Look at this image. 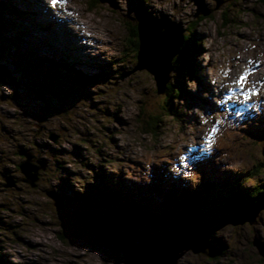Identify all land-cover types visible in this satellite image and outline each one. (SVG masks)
I'll use <instances>...</instances> for the list:
<instances>
[{
    "label": "rangeland",
    "instance_id": "rangeland-1",
    "mask_svg": "<svg viewBox=\"0 0 264 264\" xmlns=\"http://www.w3.org/2000/svg\"><path fill=\"white\" fill-rule=\"evenodd\" d=\"M61 4L85 37L44 4L0 0V68L8 72L0 83V264H128L114 245L181 225L206 230L213 251H185L176 264H264L252 244L264 243V206L251 224L227 222L230 196L246 200L264 182V0ZM141 17L181 29L188 75L172 66L167 83L181 92L168 112L153 75L134 68L129 28ZM247 68L241 88L233 81ZM199 98L207 99L201 112ZM24 154L45 162L34 186L18 168ZM102 187L117 190L116 199L102 197ZM186 198L197 199L198 215ZM110 231L125 237L112 243Z\"/></svg>",
    "mask_w": 264,
    "mask_h": 264
},
{
    "label": "water",
    "instance_id": "water-1",
    "mask_svg": "<svg viewBox=\"0 0 264 264\" xmlns=\"http://www.w3.org/2000/svg\"><path fill=\"white\" fill-rule=\"evenodd\" d=\"M197 5L200 6V4ZM199 11H202L200 7L197 9V12ZM165 21V19L141 17L136 22L138 38L136 57L138 65L134 68L146 69L151 73L156 82L157 92L159 93L163 92L168 81V74L172 69L171 62L176 53H178L180 45L181 29L172 22L162 25ZM162 27L164 30H161ZM169 44L173 47L171 48ZM151 48L152 51L149 52ZM7 75L8 72L1 67L0 83H5V76ZM24 155L25 160L19 163L18 168L24 176L23 181L29 183L30 186H34L38 170L44 169L45 162L43 160H36V164H34L30 162V160H33L30 155ZM31 171H33L32 174ZM13 184V178H5V187L12 186ZM45 193L53 200V205L60 206V196L54 190H47ZM263 206L264 202L260 201L243 205L238 209L232 210L227 222L236 224L247 221L251 224L256 216V211L260 210ZM235 217L237 218L235 219ZM183 227L180 226L174 232H165L153 239L143 238L138 244H128L127 246L125 243L114 246L126 254L128 264H176L178 258L188 250L194 253L201 252L210 256L213 251V245L207 238V232L204 229L193 230L188 228L189 230H184ZM124 237L113 234L110 241L114 243L117 241V238ZM252 244L257 248L259 255L264 257V243H260L254 239Z\"/></svg>",
    "mask_w": 264,
    "mask_h": 264
},
{
    "label": "trees",
    "instance_id": "trees-1",
    "mask_svg": "<svg viewBox=\"0 0 264 264\" xmlns=\"http://www.w3.org/2000/svg\"><path fill=\"white\" fill-rule=\"evenodd\" d=\"M129 29H130V35H132L133 37H136L134 39L135 42H133V50H135L137 52L138 51V38H137V28H136V24L132 25ZM7 40H9V39H7ZM183 40H186L187 41L186 34H185ZM10 42L15 44L16 41L15 40H10ZM184 47H185V44L180 45V47H179V53L173 58V60H172L171 63H172L173 68L177 69V72L178 73L183 72V71H186V74L188 75V70H186V68H185V65H184L185 64V61H184L183 55L181 54V52H183V50H184ZM136 55H137V53H136ZM136 55H135V57H136ZM178 64H179V67H177ZM76 78H77V80H79L81 82H85V81H88V80L92 79V77H89L87 75H77ZM163 92H164L165 96H163V105H164L163 107L164 108H162V109H165V107L168 106L170 104V102L173 101L174 97H176V98L179 97V93L181 92V90H180V88L175 87L174 85H172L170 83H166ZM156 93L157 94H162V93L157 92V86H156ZM150 118L151 119H153V118H156L157 119V117H155V116H150ZM253 173H254L253 176H256L257 175L256 172H253ZM202 181H203V179H202ZM203 185H204L205 191H206L205 192V195L207 196V195H209L208 194V191H209L210 188L208 186H206V183L205 182H204ZM196 186L197 187L199 186V181H197ZM196 189L197 188H195V190ZM116 191L114 189H107V188H104V187L100 188V192H104L105 193V196L104 195L102 196V197H105V198H113V199H116V194H119ZM230 199H231L232 203L230 204L229 208L232 207L234 209L235 208H238V207H241V205H243V204L254 203L255 201H257V202L258 201L264 202V182H262V184H256L253 187V191L252 192H249L247 194L246 200H245V197L244 198H241V197L234 196V195L233 196H230ZM185 200L188 201V205L185 204V207L189 210V213L190 214H194V215H196V214L198 215L199 214L198 213V210L195 209V203H196V200L197 199L196 198H193V201H190V198L189 199L186 198ZM177 206L180 207V205H177ZM182 206H184V205H182ZM132 209L134 210L133 213L134 212L135 213H139L140 212L138 210H135L134 207H132ZM234 209H232V210H234ZM139 214H141V213H139ZM159 218H162V217L159 216ZM154 220L158 221V218L157 219L155 218ZM196 227H198V226H195V228ZM198 228H201V227H198Z\"/></svg>",
    "mask_w": 264,
    "mask_h": 264
},
{
    "label": "bare ground",
    "instance_id": "bare-ground-1",
    "mask_svg": "<svg viewBox=\"0 0 264 264\" xmlns=\"http://www.w3.org/2000/svg\"><path fill=\"white\" fill-rule=\"evenodd\" d=\"M32 2V1H31ZM39 2V3H38ZM47 2V3H46ZM33 3L34 4H41V5H45V7H46V9H47V11L50 13V14H52L53 13V11H56V13H55V15H53L52 14V16L53 17H57V18H60L61 19V21H62V23L63 24H66V25H68L67 24V22L69 23V22H71V23H69V26L72 28H74V30L75 31H77V32H79L82 36H83V33H87L88 31H84V29H82V26H85L84 24H82L78 19H77V17H74V16H69V13L67 12V10L69 9V7H66V8H62L61 7V3H57V4H53L52 2H51V0H47V1H45L44 3H40V0H35V2H34V0H33ZM43 5V6H44ZM36 7V6H35ZM68 8V9H67ZM66 10V11H65ZM73 10V9H72ZM31 11V10H30ZM71 13V12H70ZM63 26V25H62ZM68 26V27H69ZM27 29V28H26ZM58 30V29H57ZM65 32V31H64ZM83 37H85V35L83 36ZM101 40V39H100ZM181 41V40H180ZM51 45V44H50ZM99 52V51H98ZM136 60H137V65H138V59H137V57H136ZM233 68V67H232ZM220 70V69H219ZM247 70H248V68H247ZM260 70V69H259ZM262 71V70H261ZM234 72V71H233ZM256 72V71H255ZM258 74V73H257ZM263 74V73H262ZM237 75V74H236ZM253 78V77H252ZM210 80V79H209ZM252 80V79H251ZM231 82V81H230ZM234 82V81H233ZM235 83V82H234ZM234 86V85H233ZM234 87H236V86H234ZM222 88V87H221ZM223 89V88H222ZM239 89V88H238ZM209 90V89H208ZM224 90V89H223ZM235 90V89H234ZM220 92V91H219ZM232 93H234V92H232ZM208 94V93H207ZM225 94L227 95V96H231L230 94H231V92H230V90L228 89L226 92H225ZM256 94V93H255ZM226 95H224V96H226ZM234 97H231L230 98V100L232 101L231 103H232V105L233 106H236L237 104H238V102H239V100H240V96H239V92L238 91H235V94L233 95ZM225 98H227V97H225ZM199 100V105H196V108H197V112L199 111V112H201L202 110H203V108H202V106H200V105H204V104H202V102H205L207 99H202V98H199L198 99ZM230 103V104H231ZM240 103V102H239ZM246 103V102H245ZM241 104H243V103H241ZM233 106H231V109H233ZM245 106V105H244ZM264 106V105H263ZM245 108V107H244ZM205 109V108H204ZM241 110V109H240ZM264 111V110H263ZM229 114V113H228ZM247 127V126H246ZM238 128V127H237ZM258 128V127H257ZM261 128V127H260ZM237 131V130H236ZM263 133V132H262ZM235 135V134H234ZM233 136V135H232ZM235 137V136H234ZM148 160V159H147ZM141 172V171H140ZM144 172V171H143ZM206 181V180H205ZM204 181V182H205ZM189 199V198H188ZM249 204H251V203H249ZM247 205V204H246ZM181 226H183V225H181ZM180 227V226H179ZM178 227V228H179ZM177 228V229H178ZM184 230H189L188 228H191V227H189V226H185L184 225ZM191 229H193V228H191ZM198 229H200V228H197V229H193V230H198ZM193 232H196V231H193ZM112 233V232H111ZM112 234H114V233H112ZM116 235H118V234H116ZM118 236H120V235H118ZM125 247V246H124Z\"/></svg>",
    "mask_w": 264,
    "mask_h": 264
},
{
    "label": "snow or ice",
    "instance_id": "snow-or-ice-1",
    "mask_svg": "<svg viewBox=\"0 0 264 264\" xmlns=\"http://www.w3.org/2000/svg\"><path fill=\"white\" fill-rule=\"evenodd\" d=\"M51 2H52L53 4H57V3H63L64 0H51ZM247 75H248V71H247V69H245L244 71H242V72L239 74L238 78H237L234 82H235L237 85H239L241 88H243V87H244L243 82L245 81ZM242 94L244 95L245 98H247V95H248L247 92H243ZM214 132H215V126H213V128L210 130V132H209V136H211Z\"/></svg>",
    "mask_w": 264,
    "mask_h": 264
}]
</instances>
